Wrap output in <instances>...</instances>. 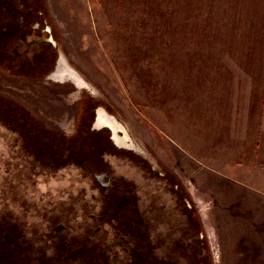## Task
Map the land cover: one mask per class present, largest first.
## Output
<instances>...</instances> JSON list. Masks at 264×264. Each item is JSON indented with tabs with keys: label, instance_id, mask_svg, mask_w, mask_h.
I'll return each instance as SVG.
<instances>
[{
	"label": "rangeland",
	"instance_id": "1",
	"mask_svg": "<svg viewBox=\"0 0 264 264\" xmlns=\"http://www.w3.org/2000/svg\"><path fill=\"white\" fill-rule=\"evenodd\" d=\"M0 10V225L17 227L21 247L34 254L32 264H41L35 247L53 241L46 233L58 221L73 230L97 223L90 193L104 192L93 177L100 169L123 187L128 179L156 176L158 168L189 179L215 264L245 260L229 261L226 232L237 243L264 247L262 184L251 186L254 200L245 198L235 169L198 158L226 160L216 152L244 125L250 139H263L254 114L264 112V64L258 62H264V0H12ZM37 25L54 46L42 53L34 45L28 54L26 39ZM24 57L27 68L15 70ZM192 59L201 60L194 70L209 64L211 72L193 75ZM241 65L251 70L253 86L238 72ZM242 76L245 83L238 82ZM100 107L121 125L126 145L117 147L126 152L85 132ZM217 134L220 141L207 150L202 140ZM135 183L128 192H145L142 181ZM158 195L164 193L157 189L153 198L163 199ZM243 209L254 212L243 215Z\"/></svg>",
	"mask_w": 264,
	"mask_h": 264
},
{
	"label": "flooded vegetation",
	"instance_id": "2",
	"mask_svg": "<svg viewBox=\"0 0 264 264\" xmlns=\"http://www.w3.org/2000/svg\"><path fill=\"white\" fill-rule=\"evenodd\" d=\"M5 1H1L0 8ZM11 20L15 22L14 19ZM0 24L3 25V21ZM36 28L34 29L36 31L33 30L36 34H31L30 39H26L25 51L28 54L33 51L31 49H34L32 48L34 45H39L38 48H42V53L49 51V45L54 46L49 36L43 33V29L38 28V25ZM45 31H49V28H45ZM4 32L0 28V51L1 34L4 37ZM38 39L42 41H34ZM41 55L38 56L43 61ZM24 60L25 57L15 70L25 67ZM42 63L44 64V61ZM29 67H31L29 70L31 73L36 72L31 64ZM92 113L90 128L85 129V132L89 136H97L98 140L106 137L116 148L118 144L115 142L114 132L111 129L92 128L96 118L95 112L92 111ZM113 146L111 147L114 149ZM45 147L51 150V146ZM117 148L120 150L116 149V151H127L124 148ZM19 149L23 153L28 152L26 145L20 144ZM30 154H32L31 151ZM32 158L34 162L35 152ZM151 168L148 165V171ZM155 171L157 175L154 177L144 176L141 180L136 179L143 182L142 189L145 192L141 195L127 191L128 188H132L131 183L137 184L136 181L128 179L123 187V183L117 182V178L106 171L101 169L95 171L93 177L96 184L100 186V191L104 190L99 194L90 193L98 212L91 213V217H96L97 223L75 227L78 228L77 230H73L62 221L52 225L46 236L53 241L45 242L43 247H35L37 250L35 254L41 264H215L216 259L208 227L206 224V227L203 225L199 217L195 186L188 182L189 179L186 181L177 176L176 170L170 172L158 168ZM101 174L103 177L99 178ZM151 181L153 184L150 183ZM154 184L157 186L155 187ZM157 189L164 193V195H158L163 196V199L153 198ZM155 206H158L157 217L151 216ZM16 229V226L3 223L0 225V263H24L25 259L20 257L24 253L26 260L32 264L34 254L21 247L23 244L21 245L18 239ZM32 229L34 230L35 227L33 226ZM70 232H77V234L71 235Z\"/></svg>",
	"mask_w": 264,
	"mask_h": 264
},
{
	"label": "crops",
	"instance_id": "3",
	"mask_svg": "<svg viewBox=\"0 0 264 264\" xmlns=\"http://www.w3.org/2000/svg\"><path fill=\"white\" fill-rule=\"evenodd\" d=\"M221 50H223V48ZM242 50L248 51L245 49H242ZM206 60H205V62H206ZM192 61H193V59H192ZM205 62L203 64V66L205 65ZM258 62L259 63L261 62L262 64H264L263 61L258 60ZM198 63L201 64V60H200V62H198L197 60H194L189 65L191 67L190 71L195 72V74H193V75L201 76L200 72H205L206 75H207V73L211 72L210 69H208L210 67L209 64L205 65L204 70H200V71L194 70L193 66L194 65L198 66L199 65ZM203 66H199V68H201ZM258 67L259 66L255 65L254 69H257ZM244 68H245V66L241 65L240 68H238L239 69L238 72L247 73L246 75H243V76H245V78H247V85H249L251 83V80H252V86H253L254 80H253L252 76H250L251 70L244 71ZM233 70H235V69H233ZM218 71H220V70H218ZM218 73H220V72H218ZM206 75H205V77H206ZM243 76L238 79V82L245 83L244 81L241 80L243 78ZM216 97L220 98V96H216ZM208 104H209V106L212 105V108L214 107L213 101L211 99H209ZM260 106L264 107V101L263 100H261ZM254 116L257 119V121L259 123H261V125H263L261 127V130H263L264 129V112L263 113L260 112L258 115L254 114ZM213 137L215 138V135ZM221 137H223L222 134H221ZM229 137H230L229 140L231 142L225 146V149L222 151L216 152L217 154L221 155L222 158H224L226 160H220L219 158H217L215 156H213V158H209L208 156H205L204 154L198 158H199L201 163L204 162L205 165H207V166H215L217 168L220 167L221 169H226L229 171L232 169H235L237 171V173L239 174V176H241V178L244 180V181H239V184L244 185L243 186L244 191H246L245 194H247V196H243V197L254 200L255 196H253V194H254L253 191L256 189L251 187V186H254L253 183L258 181L259 183L262 184V187L264 188V166L261 164V162L264 161V136H263V139H261V142L259 144H257V141H258L257 136L254 135L252 137V139H250L249 135L245 131V125H244L242 131L239 130L237 134H232ZM214 138H210V136L208 135V137L206 136L205 141L202 140V145H206V148L209 151H213L211 149L210 144H212L213 142L218 143L220 141L219 135L215 140H214ZM243 148L247 149V151L249 153L247 156H245V152L241 153ZM202 152L204 153L203 147H199L198 153H202ZM194 162L196 163V167H197L196 159ZM216 163H218V164H216ZM221 163H224V164H221ZM203 197L205 199L206 195L204 196V194H203ZM245 200H247V199H245ZM241 211H242V213H244L243 215L247 214L248 216H250L251 213L254 212V210H252V209H243ZM212 218H213V216H212ZM209 227L211 228V226H209ZM226 228H227V226H226ZM225 237L227 238V241H226V246H224L223 249L227 250V252H225V254H227L229 261H231L230 259H236V258L237 259H245L244 262L238 261L237 264H252V263H256V261H254L256 258H264V247L256 246V243H254V241H251V243H249V241H246L244 244H242L241 242L238 241V243H237L232 239L229 232H226ZM250 238H251V240H254L253 237H250ZM222 259H224L223 256H222ZM231 263H233V262L231 261ZM260 263L264 264V261H261Z\"/></svg>",
	"mask_w": 264,
	"mask_h": 264
},
{
	"label": "water",
	"instance_id": "4",
	"mask_svg": "<svg viewBox=\"0 0 264 264\" xmlns=\"http://www.w3.org/2000/svg\"><path fill=\"white\" fill-rule=\"evenodd\" d=\"M34 41H42V39H38ZM102 127H109V129H111L114 132L113 137L118 145H126V137L117 134V132L120 129H122L121 125L116 121V119L111 114H109L108 111L105 110V108L100 107L97 110V118L94 124V128L100 129ZM98 177L102 178L103 174L99 175Z\"/></svg>",
	"mask_w": 264,
	"mask_h": 264
},
{
	"label": "trees",
	"instance_id": "5",
	"mask_svg": "<svg viewBox=\"0 0 264 264\" xmlns=\"http://www.w3.org/2000/svg\"><path fill=\"white\" fill-rule=\"evenodd\" d=\"M5 2H9V0H6ZM1 11V10H0ZM1 13V12H0ZM18 13H21V11L20 12H18ZM22 14V13H21ZM9 22H11V21H9ZM16 23V25H20L18 22H15ZM10 24V23H9ZM1 31H2V29H1ZM2 32H4V31H2ZM5 33V32H4ZM5 35V34H4Z\"/></svg>",
	"mask_w": 264,
	"mask_h": 264
},
{
	"label": "bare ground",
	"instance_id": "6",
	"mask_svg": "<svg viewBox=\"0 0 264 264\" xmlns=\"http://www.w3.org/2000/svg\"><path fill=\"white\" fill-rule=\"evenodd\" d=\"M77 174V173H76Z\"/></svg>",
	"mask_w": 264,
	"mask_h": 264
}]
</instances>
